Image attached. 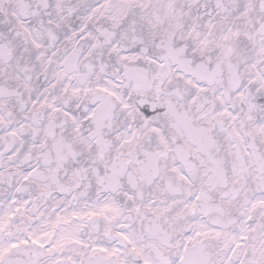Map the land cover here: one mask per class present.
Wrapping results in <instances>:
<instances>
[{
	"label": "snow or ice",
	"instance_id": "6c2138e0",
	"mask_svg": "<svg viewBox=\"0 0 264 264\" xmlns=\"http://www.w3.org/2000/svg\"><path fill=\"white\" fill-rule=\"evenodd\" d=\"M0 264H264V0H0Z\"/></svg>",
	"mask_w": 264,
	"mask_h": 264
}]
</instances>
